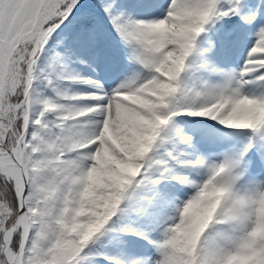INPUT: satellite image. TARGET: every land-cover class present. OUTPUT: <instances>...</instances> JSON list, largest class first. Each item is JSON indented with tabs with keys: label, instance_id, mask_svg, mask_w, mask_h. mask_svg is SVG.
I'll return each mask as SVG.
<instances>
[{
	"label": "snow or ice",
	"instance_id": "1",
	"mask_svg": "<svg viewBox=\"0 0 264 264\" xmlns=\"http://www.w3.org/2000/svg\"><path fill=\"white\" fill-rule=\"evenodd\" d=\"M0 264H264V0H0Z\"/></svg>",
	"mask_w": 264,
	"mask_h": 264
}]
</instances>
